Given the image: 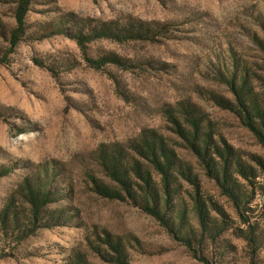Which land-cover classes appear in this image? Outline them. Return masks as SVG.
I'll use <instances>...</instances> for the list:
<instances>
[{
    "label": "rangeland",
    "instance_id": "rangeland-1",
    "mask_svg": "<svg viewBox=\"0 0 264 264\" xmlns=\"http://www.w3.org/2000/svg\"><path fill=\"white\" fill-rule=\"evenodd\" d=\"M18 5L0 0V211L27 178L49 182L54 203L48 227L0 264H116V248L127 264H264V206L255 204L264 195V146L228 109L235 98L223 81L244 75L259 88L264 0H31L13 48ZM83 21L127 38L141 25L156 33L93 41L90 57L103 63L96 69L73 31L59 33ZM179 104L199 107L218 147L232 153L228 183L223 157L215 156L213 176L178 135L171 118L187 124L175 115ZM146 130L169 139L198 178V186H174L161 211L168 227L96 190L113 186L98 150ZM232 185L237 202L225 191Z\"/></svg>",
    "mask_w": 264,
    "mask_h": 264
},
{
    "label": "trees",
    "instance_id": "trees-1",
    "mask_svg": "<svg viewBox=\"0 0 264 264\" xmlns=\"http://www.w3.org/2000/svg\"><path fill=\"white\" fill-rule=\"evenodd\" d=\"M31 0H19L16 10L17 27L12 32L11 44L17 47L22 35L27 31V14ZM77 24L73 29L60 30L59 33H66L75 39L80 46L82 53L88 63L93 67L100 68L101 60H94L90 57V43L98 39H111L118 42L124 39L139 38L151 39L156 31L141 25L136 30H131L130 37L121 35L119 29L112 25L99 23L98 26H88L86 21ZM116 25V24H115ZM264 53V42H261ZM13 51V50H12ZM12 53V52H10ZM6 57H0V65L6 63ZM224 78V77H223ZM235 100L229 104L232 111L264 146V77H262L259 88L249 87L248 76L232 75L224 78ZM175 115L185 119L187 124L182 130V126L176 118H171L177 127V133L188 143L189 149L197 159L207 166L210 174L219 177L216 170L215 156L220 155L225 159L224 168L226 182L229 162L232 153L229 150L223 151L214 141L213 129L208 125V118L205 113L196 105L179 104ZM208 124V125H207ZM98 160L103 168L104 175L111 181L113 186L96 185L97 192L106 198L113 200H129L138 206L145 213L156 218L163 226L168 227L169 222L162 214V207L168 209L173 200V188L179 179L184 180L194 186H198V178L192 166L181 159L175 146L169 143V139L154 130L143 131L136 139L123 145H104L98 150ZM242 171V170H241ZM243 173L246 172L243 170ZM158 176V180L156 178ZM247 176V175H246ZM250 177V176H248ZM226 188L229 197L234 200L239 199L234 189ZM17 197L12 196L7 205L0 211V258L13 257L15 248L22 241L35 233L37 230L48 227V216L45 210L54 203V192L49 182L40 178L30 180L27 178L25 185H22L16 192ZM262 199L263 201H259ZM255 204L262 208L264 206V195L258 193ZM244 206V205H243ZM237 207L242 211V216L246 217V210H243L240 203ZM54 216L52 222L54 220ZM247 221V220H245ZM117 251L116 264H127L122 256L120 248ZM256 253V251H255ZM210 264L207 260H204Z\"/></svg>",
    "mask_w": 264,
    "mask_h": 264
},
{
    "label": "bare ground",
    "instance_id": "bare-ground-1",
    "mask_svg": "<svg viewBox=\"0 0 264 264\" xmlns=\"http://www.w3.org/2000/svg\"><path fill=\"white\" fill-rule=\"evenodd\" d=\"M259 201H261V202H262L263 200H262V199H259Z\"/></svg>",
    "mask_w": 264,
    "mask_h": 264
}]
</instances>
